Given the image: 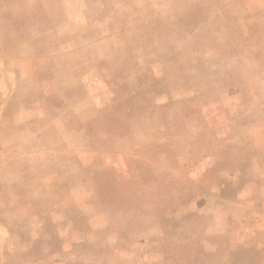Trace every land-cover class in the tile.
<instances>
[{"label":"rangeland","instance_id":"1","mask_svg":"<svg viewBox=\"0 0 264 264\" xmlns=\"http://www.w3.org/2000/svg\"><path fill=\"white\" fill-rule=\"evenodd\" d=\"M0 264H264V0H0Z\"/></svg>","mask_w":264,"mask_h":264}]
</instances>
